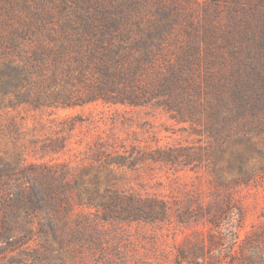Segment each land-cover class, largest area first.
Returning <instances> with one entry per match:
<instances>
[{"label":"trees","instance_id":"1","mask_svg":"<svg viewBox=\"0 0 264 264\" xmlns=\"http://www.w3.org/2000/svg\"><path fill=\"white\" fill-rule=\"evenodd\" d=\"M154 61L162 67L141 98L200 122L207 151L264 133V0H0V110L116 95L136 102L124 87ZM63 146L61 137L53 148ZM8 164L0 153V254L18 249L5 264H65L64 246L82 233H66L63 213L74 203L108 213L110 203L44 173L10 184ZM34 235L29 260L21 245Z\"/></svg>","mask_w":264,"mask_h":264},{"label":"rangeland","instance_id":"2","mask_svg":"<svg viewBox=\"0 0 264 264\" xmlns=\"http://www.w3.org/2000/svg\"><path fill=\"white\" fill-rule=\"evenodd\" d=\"M160 67L146 65L124 87L136 102L116 95L1 109L5 179L28 186L44 173L110 203L108 213L75 203L63 213L66 233H82L64 246L65 264H264V133L207 151L200 122L141 98ZM12 122L18 131L8 135ZM61 137L65 146L54 150ZM38 245L36 235L21 245L29 260ZM17 251L1 253L0 264Z\"/></svg>","mask_w":264,"mask_h":264}]
</instances>
